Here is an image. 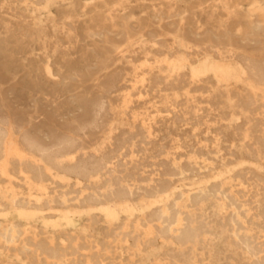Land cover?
Returning a JSON list of instances; mask_svg holds the SVG:
<instances>
[{"label":"rangeland","instance_id":"374dc122","mask_svg":"<svg viewBox=\"0 0 264 264\" xmlns=\"http://www.w3.org/2000/svg\"><path fill=\"white\" fill-rule=\"evenodd\" d=\"M0 123V264H264V0H0Z\"/></svg>","mask_w":264,"mask_h":264},{"label":"bare ground","instance_id":"6f19581e","mask_svg":"<svg viewBox=\"0 0 264 264\" xmlns=\"http://www.w3.org/2000/svg\"><path fill=\"white\" fill-rule=\"evenodd\" d=\"M118 3V2H117ZM193 8V7H192ZM189 9H191V8H189ZM154 11V10H153ZM184 12H185V10H184ZM199 13V12H198ZM127 14V13H126ZM110 17V16H109ZM126 34V33H125ZM123 42H126V38H124L123 39ZM89 101V100H88ZM83 104H84V106H88V104L86 103V102H83ZM97 105H99V104H97ZM101 105V104H100ZM249 106V105H248ZM251 106V105H250ZM260 106H263V105H260ZM97 107V106H96ZM95 107V108H96ZM98 107H101V106H98ZM98 107H97V109H98ZM263 108V107H262ZM99 110V109H98ZM97 110V111H98ZM103 110V109H102ZM101 111V110H100ZM103 111H105V109L103 110ZM262 111V110H261ZM99 112V111H98ZM102 112V111H101ZM98 113H96V115H97ZM252 114V113H251ZM99 115V114H98ZM98 119V118H97ZM97 123V122H96ZM94 124H95V119H91V120H89L88 122H87V124H86V127H89L90 129L91 128H95V126H94ZM6 130H5V125H4V123H0V137L2 136V134L5 132ZM240 131V130H239ZM242 131V130H241ZM70 139V138H69ZM69 139H67V138H65V139H62L61 141H60V143L58 144V147L56 148V149H58V150H56L57 152H59V151H61V152H63L64 150H65V152H68V151H66V149H68V148H70V149H72V147H75V146H73V144H72V142H71V140L73 139V138H71L70 140ZM74 140V139H73ZM15 144H13V142L12 141H10V143H8L7 145H5V146H3V144L1 143V140H0V150H3L4 149V153H3V155H2V158L0 159V162H1V164L2 165H7L8 164V162L10 161V159H11V156L13 155V152H14V148H15ZM5 147V148H4ZM54 148V147H53ZM52 148V149H53ZM16 150V149H15ZM50 148H40L39 149V153H40V155L42 156V157H45L47 160H49L50 159ZM53 150H55V149H53ZM73 150V149H72ZM55 151V152H56ZM71 151V150H70ZM37 152V151H36ZM12 196H13V194H12ZM196 196V195H195ZM197 198H198V195H197ZM202 199V198H201ZM25 201V200H24ZM203 201V200H202ZM194 203V202H193ZM197 203V202H196ZM196 203H194V204H196ZM199 203V202H198ZM197 203V204H198ZM14 204H15V202H14ZM196 204V205H197ZM198 206V205H197ZM95 219V218H94ZM13 228V227H12ZM192 234H193V229L191 228V227H188L187 229H185L184 230V232H183V238L185 239V240H190L191 238H192ZM44 236V235H43ZM21 238V237H20ZM20 238H18V239H20ZM74 239V238H73ZM10 242V241H9ZM27 242V241H26ZM28 242H30V241H28ZM19 243V242H18ZM24 243V242H23ZM240 244V243H239ZM18 245V244H17ZM40 245V244H39ZM35 246V245H34ZM41 246V245H40ZM43 247V246H42ZM45 248V247H44ZM11 249V248H10ZM21 249V248H20ZM53 250V249H52ZM56 251V250H55ZM44 252V251H43ZM42 252V253H43ZM47 252V251H46ZM30 253V252H29ZM51 253V252H50ZM55 253V252H54ZM36 255V254H35ZM74 255V254H73ZM77 255V254H76ZM51 257V256H50ZM91 262V261H90Z\"/></svg>","mask_w":264,"mask_h":264}]
</instances>
